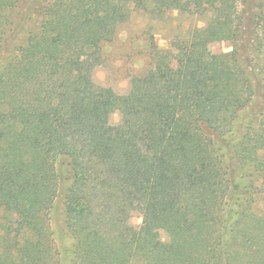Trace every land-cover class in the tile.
Here are the masks:
<instances>
[{"label":"trees","instance_id":"trees-1","mask_svg":"<svg viewBox=\"0 0 264 264\" xmlns=\"http://www.w3.org/2000/svg\"><path fill=\"white\" fill-rule=\"evenodd\" d=\"M126 9L195 21L118 94L92 71ZM262 200L264 0H0V264H264Z\"/></svg>","mask_w":264,"mask_h":264},{"label":"rangeland","instance_id":"rangeland-1","mask_svg":"<svg viewBox=\"0 0 264 264\" xmlns=\"http://www.w3.org/2000/svg\"><path fill=\"white\" fill-rule=\"evenodd\" d=\"M194 21L177 10L168 11L163 20L153 21L139 12L126 9L121 17L118 36L104 47L99 63L93 68L94 81L99 85L111 87L118 94L128 93L132 77L142 74L149 66L146 50L150 42L154 41L160 48H171L174 36L184 34L190 23ZM211 49L214 52H227L232 49V43L228 40L214 42L211 44ZM94 58L93 53L86 49H80L76 53L79 63L88 64ZM82 72V69H78L76 75L81 77ZM120 120V111L112 109L110 123L117 125ZM66 185L67 182L62 181L59 196L50 211V226L58 247L72 244V237L64 233L62 191ZM143 208L144 203L131 215L130 222L136 228L142 224ZM257 209L264 210V200L258 203ZM154 228L158 230L162 240L168 239L167 233L160 225H154ZM66 264H70L69 258Z\"/></svg>","mask_w":264,"mask_h":264}]
</instances>
